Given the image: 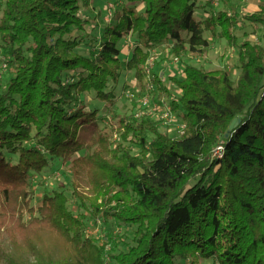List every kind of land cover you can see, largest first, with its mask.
Instances as JSON below:
<instances>
[{
  "label": "trees",
  "instance_id": "obj_1",
  "mask_svg": "<svg viewBox=\"0 0 264 264\" xmlns=\"http://www.w3.org/2000/svg\"><path fill=\"white\" fill-rule=\"evenodd\" d=\"M199 1L125 0L115 24L84 55L75 34L88 22L81 0H4L0 48L11 76L0 92L1 264H106L104 247L85 237L62 191L45 192L33 206L34 179L54 160L92 170L94 196L73 186L78 208L135 229L110 264H264V46L235 36L239 22L264 26V1L244 17L219 11L198 21ZM206 32L236 50V82L227 70L184 62L183 78H171L179 92L173 97L153 74L150 85L170 98L181 134L170 137L145 117L122 118L121 137L131 135L139 155L109 149L99 111L85 98L112 108L110 83L133 72L143 84L152 48L169 43L175 56L197 53L208 47ZM130 36L134 47L121 60L119 44ZM234 119L241 122L225 139ZM88 129L97 135L90 142L82 139ZM219 144L223 155L213 159ZM36 211L40 218L24 220Z\"/></svg>",
  "mask_w": 264,
  "mask_h": 264
},
{
  "label": "rangeland",
  "instance_id": "obj_2",
  "mask_svg": "<svg viewBox=\"0 0 264 264\" xmlns=\"http://www.w3.org/2000/svg\"><path fill=\"white\" fill-rule=\"evenodd\" d=\"M258 1L262 0H201L197 2L195 19L203 21L219 11L230 12L231 10L237 11L240 16L244 17L251 14V6L249 5L255 6ZM124 4L125 0H81L80 13L88 22L84 26V31L75 32L76 36L80 40H83L77 49L79 53L87 55L95 50L96 47L93 46L99 44L104 27L115 24L116 15ZM137 8L140 10L141 6ZM3 9L4 0H0V15ZM235 36L239 43L248 39L254 44L264 46V26L251 25L247 21L239 22L235 30ZM204 38L208 42V47L201 48L197 53H183L181 56H175L171 52L169 43L152 48L149 52V60L144 68L145 76L143 84H139L135 80L133 72L122 73L117 84L110 83L109 89L114 90L115 101L112 108L109 109L107 105L94 99L92 96L85 98L88 109H97L99 111L98 128L101 131H105L109 139V149L113 151V149H117V146L120 145L122 149H126L131 155H139L140 150L139 145L135 142L136 140L131 135L127 137V140L123 139L118 127L119 120L122 118L126 122H130L131 118L136 119L135 115L140 113L138 101L144 98L148 100L150 110L158 107L159 112L142 117L155 121L158 124L159 130L165 132L170 137L178 138L181 134L183 124L175 113H172L170 123L165 124L160 119L164 108L170 106V98L167 95L159 96L155 87L150 85V79L153 74L158 76L162 83L168 87L173 97H176L179 92L171 82V78L178 80L183 78L184 62L208 71L215 69L227 70L231 73V80L236 82L240 74L236 50L228 47L223 38L212 36L208 32L204 34ZM134 44L135 39L132 36L121 40L119 44L121 60H126L130 57ZM175 59H178V61H175ZM10 76L7 71L4 50L0 48V92L5 89ZM96 138V132L92 129L82 132V139L87 142ZM106 157L111 162L118 163L111 155L107 154ZM73 167L71 164L64 165L60 161L54 160L50 167L42 173V176L34 179L36 187L33 206L37 209L41 205V198L45 192L51 193L53 190L62 191L68 198V210L82 220L85 237L93 239L97 245L104 247L105 262L106 264H110V254L124 250V246L132 243L131 237L135 229L131 227L127 228L114 221L104 222L102 220H95L88 212L78 208L75 200L71 197L74 184L84 196L91 197L95 193L93 182L90 180L91 169L89 170L83 164H76ZM31 217L40 218V215L38 211L32 216L26 214L24 220L28 221ZM3 238V244L6 245L8 239L5 235H3ZM189 263L190 261H178L176 264ZM200 264H216V262L211 259L201 261Z\"/></svg>",
  "mask_w": 264,
  "mask_h": 264
},
{
  "label": "built area",
  "instance_id": "obj_3",
  "mask_svg": "<svg viewBox=\"0 0 264 264\" xmlns=\"http://www.w3.org/2000/svg\"><path fill=\"white\" fill-rule=\"evenodd\" d=\"M216 5V3H214ZM175 61H178V59H175ZM138 105L140 107V113H138L136 116V118H140L144 115H153V114H157L159 112L158 107H154L152 110L149 109V105H148V100L146 98L144 99H140L138 101ZM163 114L161 115L160 119L166 124V123H170L171 122V118H172V110L170 106H166L163 110ZM146 112V114H144ZM183 125H182V129H183ZM223 151L224 148L221 144L217 145L213 151H212V158L213 159H221L222 155H223Z\"/></svg>",
  "mask_w": 264,
  "mask_h": 264
},
{
  "label": "water",
  "instance_id": "obj_4",
  "mask_svg": "<svg viewBox=\"0 0 264 264\" xmlns=\"http://www.w3.org/2000/svg\"><path fill=\"white\" fill-rule=\"evenodd\" d=\"M240 122H241L240 119H234L231 122V124H230V126H229V128H228V130L224 136L225 139H227L229 137L230 133L239 125Z\"/></svg>",
  "mask_w": 264,
  "mask_h": 264
},
{
  "label": "crops",
  "instance_id": "obj_5",
  "mask_svg": "<svg viewBox=\"0 0 264 264\" xmlns=\"http://www.w3.org/2000/svg\"><path fill=\"white\" fill-rule=\"evenodd\" d=\"M263 1H264V0H262V1H258V3H257L255 6L249 5V6H251V10H250L251 13L257 11V10L259 9L260 4H261Z\"/></svg>",
  "mask_w": 264,
  "mask_h": 264
}]
</instances>
